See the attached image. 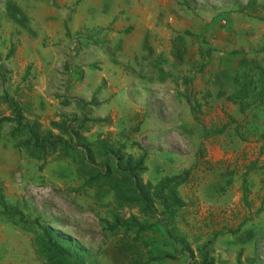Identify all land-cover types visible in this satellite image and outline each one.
<instances>
[{
    "label": "rangeland",
    "instance_id": "374dc122",
    "mask_svg": "<svg viewBox=\"0 0 264 264\" xmlns=\"http://www.w3.org/2000/svg\"><path fill=\"white\" fill-rule=\"evenodd\" d=\"M177 2L180 23L193 14L225 25L230 15L217 11V0ZM135 3L0 0V118L11 116L9 104L16 103L26 119L39 121L41 134L53 136L66 135L51 122L85 119L78 136L123 143L125 155L145 156L144 183L188 170L177 187L184 207L161 228L160 204L154 216L138 205L118 206L113 188L83 185L74 157L57 149L41 161L16 148L11 123L0 128V190L8 203L25 204L53 234L100 264H195L207 242L213 264H264V104L243 113L227 99L245 82L249 100L264 90V44L233 54L219 76L217 59H205L209 45L194 36L189 63L165 42L149 60L138 51L147 44L133 43L139 14L126 18ZM250 15L264 20V10ZM208 48L210 55L219 50ZM222 126L223 133L204 137ZM114 216L154 228L134 242L133 233L109 230ZM32 237L0 220V264H44Z\"/></svg>",
    "mask_w": 264,
    "mask_h": 264
},
{
    "label": "trees",
    "instance_id": "16d2710c",
    "mask_svg": "<svg viewBox=\"0 0 264 264\" xmlns=\"http://www.w3.org/2000/svg\"><path fill=\"white\" fill-rule=\"evenodd\" d=\"M11 52L7 55L9 56ZM247 83L245 82L236 91L227 96V99L236 105L240 112H245L251 105L264 104V90L253 100H249L250 95ZM11 116L0 118V128L4 124H12L9 136L18 149H22L29 156L38 160H45L46 156L60 150L61 155L74 157L77 175L84 179V186H108L113 188L116 193L118 206L138 205L144 214L154 216L153 206L158 203L162 206L160 216L156 222L161 228L169 225L164 224V220L173 219L177 212L184 207V202L178 194L177 187L184 183L188 170L182 174L164 176L155 183L143 182L140 175L147 169L144 165L145 156L134 158L123 153L124 144L115 146L108 139L97 138L90 140L86 136H78L82 129L85 119L78 124L69 122H51V128L58 130L66 136H53L46 131L40 132V123L37 119H26L22 110L16 103H10ZM105 119H92L94 123H100ZM224 126L205 131L207 135H219L223 133ZM264 141V131L261 134ZM43 167V164L40 168ZM0 220L19 226L25 231L33 234V247L39 257L44 260V264H100L93 255L80 253L74 246L65 243L57 235L53 234L41 218L30 213L25 204L19 201L8 203L0 190ZM168 222V221H167ZM174 227V226H172ZM154 228L152 225H143L135 222L133 216L129 221L122 222L118 216H114V222L110 224L109 230L112 232L123 230V234L133 233V241H140V234ZM175 228V227H174ZM173 228V229H174ZM172 230L166 234L174 243L178 238L174 237ZM218 234L215 233V236ZM183 245L182 252L188 251L185 239L180 240ZM210 242L204 243L197 249L199 261L195 264H213L209 258ZM145 264V263H143Z\"/></svg>",
    "mask_w": 264,
    "mask_h": 264
},
{
    "label": "crops",
    "instance_id": "0c3cea01",
    "mask_svg": "<svg viewBox=\"0 0 264 264\" xmlns=\"http://www.w3.org/2000/svg\"><path fill=\"white\" fill-rule=\"evenodd\" d=\"M217 1L219 4L216 6L219 13H230L228 17H225V25H221L222 22H216L215 18L210 21L200 19L197 21L193 14L187 16L186 19L184 18L185 23H180L175 14L178 11L177 0H136L135 4L128 5L130 13L126 17L130 18L133 15L131 12L139 14L140 23L136 28L134 27L135 31L132 33V38H136L133 41L134 45H137L138 42L147 44V46L140 47L138 51L139 53H146L148 55L146 57L150 60L151 56L156 53L161 54L163 51V49L161 50V43L165 42L172 46L177 59L187 64L195 55L192 52L195 51L192 49L194 36L199 45H209L219 49L214 55H210L209 46L204 48L207 55L205 59L212 61L217 59L218 68L220 67L217 72L218 76L222 75L223 69L227 73V62L235 59L233 54L238 51H248L251 44L260 45V47L264 44V20H258L254 15H250L251 12L264 10V0ZM224 16L222 15V17ZM195 22L197 26L194 25ZM162 37L166 38L165 41ZM187 44L189 45L185 48ZM230 49L234 50L228 53ZM242 59L243 57L239 56L236 58V62L238 63Z\"/></svg>",
    "mask_w": 264,
    "mask_h": 264
}]
</instances>
